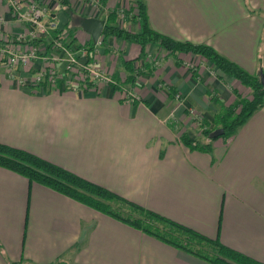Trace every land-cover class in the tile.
I'll return each mask as SVG.
<instances>
[{
  "label": "crops",
  "instance_id": "1",
  "mask_svg": "<svg viewBox=\"0 0 264 264\" xmlns=\"http://www.w3.org/2000/svg\"><path fill=\"white\" fill-rule=\"evenodd\" d=\"M38 1L43 20L53 26L49 32L62 30L68 22L65 13L53 0ZM135 1L101 0L104 9ZM141 1L151 29L173 40L209 45L264 80V0H245L247 5L218 0L212 11L199 0ZM69 2L81 18L103 17V8L95 12L81 0ZM17 4L23 16L26 0ZM248 8L263 16L249 14ZM0 18V41L23 31V17H14L9 0H0ZM68 26L61 33V40L71 42L67 48L91 40L76 19ZM121 28L138 30L133 22ZM139 50L137 44L111 36L94 43L90 61L112 79L114 88L101 81L86 90L57 83L39 93L0 71V143L57 164L264 263V100L229 137L211 140L210 152L190 149L179 140L182 133L204 141L198 121L210 123L220 105L249 98L250 90L230 76H217L197 55L169 53L151 43L138 60L137 76L126 81L120 60L137 57ZM74 54L85 63V54ZM42 64L37 58L18 75L29 77ZM55 70L64 75L61 59ZM126 88L138 99L121 100L119 90ZM0 264L209 263L0 167Z\"/></svg>",
  "mask_w": 264,
  "mask_h": 264
},
{
  "label": "trees",
  "instance_id": "2",
  "mask_svg": "<svg viewBox=\"0 0 264 264\" xmlns=\"http://www.w3.org/2000/svg\"><path fill=\"white\" fill-rule=\"evenodd\" d=\"M53 1L68 17V22L62 30H52L45 37L30 41V44L34 46L39 42L42 43L46 50L45 52L49 51L54 39H62L61 33L69 28L68 24L71 19H76L77 24L81 19V16L73 12L69 0ZM97 5L103 8L101 0H98ZM104 10L106 15L103 18L104 24L100 36L103 39L108 36L122 39L129 43H135L140 48L137 57L129 60H120L123 69L128 72L126 81H133L135 74L132 73V65L144 56L145 45L151 43L169 53L197 55L212 65L217 76H230L250 90L249 98H238L232 104L220 105L218 112L214 114L210 122L212 123L211 128H207V125L210 124L209 122L205 120L198 121L200 134L204 137V141L191 139L185 133H182L179 140L186 147L210 152V141L213 138L209 137V134L214 129H222L223 132L219 136L231 135L255 110L261 107L264 100V80L260 75L246 72L238 64L220 55L209 45L173 40L151 29L148 24L146 7L141 0H136L128 8L122 10V16L130 18L132 22L137 24L138 30L135 32L121 29L116 25L118 13L115 9ZM61 43L68 47L71 42L65 43L61 40ZM93 45L94 43L91 40L84 44L86 66L92 64L90 59ZM75 47H78V45ZM57 81L59 82V79ZM110 81L114 88L115 83L111 78ZM31 86L38 87V85ZM87 88L89 86L84 87L85 90ZM0 167L26 178L28 182L38 183L91 209L119 220L209 264H264L223 245L216 238L204 236L191 228L131 202L101 185L88 181L57 164L20 148L0 143Z\"/></svg>",
  "mask_w": 264,
  "mask_h": 264
},
{
  "label": "built area",
  "instance_id": "3",
  "mask_svg": "<svg viewBox=\"0 0 264 264\" xmlns=\"http://www.w3.org/2000/svg\"><path fill=\"white\" fill-rule=\"evenodd\" d=\"M81 1L94 6L95 12L98 11V0ZM9 4L16 19L23 17L24 29L16 36H6L4 40L0 41V71L7 79L15 80L19 85H38L39 91L42 89V85H39L42 81H44L47 88L54 87L57 83H61L63 86L82 85L84 87L89 86V88H94L99 81L111 83L110 78L97 69L93 63L88 66L85 63L80 64L71 49L65 47L59 39H54L48 52H45L44 45L39 50L38 47L29 43L33 39L45 37L49 30L53 29V26H48L43 20L44 8L38 0H26V13L23 16L18 12L20 7L17 0H9ZM16 42H22L25 46L16 48ZM38 52H40L39 55ZM37 58L43 64L34 74L29 75V77L18 75L20 69L28 70ZM58 59H61L64 63V75L61 77L58 76L55 70V62ZM73 76L77 81L72 79Z\"/></svg>",
  "mask_w": 264,
  "mask_h": 264
},
{
  "label": "rangeland",
  "instance_id": "4",
  "mask_svg": "<svg viewBox=\"0 0 264 264\" xmlns=\"http://www.w3.org/2000/svg\"><path fill=\"white\" fill-rule=\"evenodd\" d=\"M200 1V3H202V4H208V7H209V10L210 11H212V6L213 5H215L216 4V1H218V0H199ZM220 2H222L223 4H225V2L223 1V0H219ZM245 5H247L246 4V1L244 0V2H243ZM133 4V3H132ZM131 4V5H132ZM129 5V4H128ZM94 7V6H93ZM97 8H99L98 10H101V8L97 5ZM125 8H128V6L127 7H125L124 5L123 6H119V7H117V8H113V9H115L116 11H117V17H116V25L119 27V28H121V27H123L124 25H125V23H132V21H131V19L130 18H128V17H125V16H122V10L123 9H125ZM104 12L102 13L103 14V17H102V19L101 20H103V18L105 17V15H106V11L105 10H103ZM247 11H248V13L249 14H252V15H254V16H263L262 15V13L260 12V11H256V10H252V9H247ZM263 18V17H262ZM104 21V20H103ZM133 23H135V22H133ZM119 24V25H118ZM125 28H127V27H125ZM130 28H135V26H133V25H130ZM122 29V28H121ZM124 30H127V29H124ZM129 31V30H128ZM101 35V34H100ZM100 37V36H99ZM261 37H262V39H264V29L262 30V32H261ZM97 42H98V40H97ZM19 45V44H23L22 42L20 43V42H16L15 43V45ZM78 51V50H80L81 52H80V54H85L86 53V50H85V48H84V46H78V47H76L75 49H72L71 51H72V53H75V51ZM261 50H259L258 51V57H257V63H258V65H260L261 64V62H263V58H262V55L263 54H260L259 52H260ZM83 52V53H82ZM141 61V60H140ZM141 65V62H139V61H135V63L132 65V68H133V74H135L134 76H133V78L135 77V76H137V69H138V67ZM189 71H191L192 73H193V69H190L191 68V66H189V65H184ZM213 72H214V74H216V71L213 69ZM72 79L73 80H75V81H77V79H75V77L73 76L72 77ZM41 85H43L42 86V89H40V91H39V86L37 87V92H39V93H42V92H46V90L47 89H49V88H47V87H45V85H44V81H42L41 83H40ZM39 84V85H40ZM109 84H111V83H109ZM81 90H82V88H81ZM136 94H135V92H133L132 90H131V88L130 89H121V90H119V96H120V99L121 100H125V101H127V100H137L138 98H137V95L135 96ZM176 97H178L177 95H176ZM230 135H228V136H217V137H214L212 140H214V139H226L227 137H229Z\"/></svg>",
  "mask_w": 264,
  "mask_h": 264
},
{
  "label": "water",
  "instance_id": "5",
  "mask_svg": "<svg viewBox=\"0 0 264 264\" xmlns=\"http://www.w3.org/2000/svg\"><path fill=\"white\" fill-rule=\"evenodd\" d=\"M104 21L92 17H83L80 19L79 25L80 28L90 35V38L93 43H96L103 27ZM222 129H214L209 137L214 138L222 134Z\"/></svg>",
  "mask_w": 264,
  "mask_h": 264
}]
</instances>
